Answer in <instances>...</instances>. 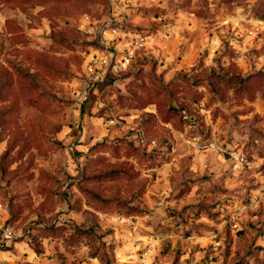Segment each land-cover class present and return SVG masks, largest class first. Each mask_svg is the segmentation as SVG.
<instances>
[{
  "label": "rangeland",
  "instance_id": "1",
  "mask_svg": "<svg viewBox=\"0 0 264 264\" xmlns=\"http://www.w3.org/2000/svg\"><path fill=\"white\" fill-rule=\"evenodd\" d=\"M263 16L264 0H0L4 256L264 264ZM122 17L148 41L75 111L86 54ZM232 72L248 94L217 77Z\"/></svg>",
  "mask_w": 264,
  "mask_h": 264
},
{
  "label": "built area",
  "instance_id": "2",
  "mask_svg": "<svg viewBox=\"0 0 264 264\" xmlns=\"http://www.w3.org/2000/svg\"><path fill=\"white\" fill-rule=\"evenodd\" d=\"M128 45L120 48L123 42L128 41ZM148 41L147 35L143 33H134L125 26L123 17L115 19L107 28L101 31L96 44L89 49L86 54L83 68L85 80L78 95L74 98L73 108L78 110L81 105L87 101V89L90 84L103 81L109 74L118 76L119 73L129 65L137 54V51L144 47ZM117 120L109 119L110 124H116ZM188 143L198 150H216L222 152L228 158L236 163V167H250L247 157L243 153H235L228 148L223 147L213 138H202L198 135H192ZM6 218L0 209V264H12L5 256L6 246H9V240L13 231L6 224Z\"/></svg>",
  "mask_w": 264,
  "mask_h": 264
},
{
  "label": "trees",
  "instance_id": "3",
  "mask_svg": "<svg viewBox=\"0 0 264 264\" xmlns=\"http://www.w3.org/2000/svg\"><path fill=\"white\" fill-rule=\"evenodd\" d=\"M258 18L264 20V16ZM228 74L226 75L225 73L217 77H219L218 79L221 82H224L227 85V87H231L235 94L237 95L248 94L247 89L249 88L250 85V81L252 77L251 74L241 75L240 73L237 72H232L229 75Z\"/></svg>",
  "mask_w": 264,
  "mask_h": 264
}]
</instances>
